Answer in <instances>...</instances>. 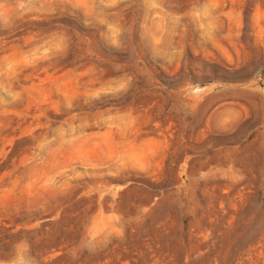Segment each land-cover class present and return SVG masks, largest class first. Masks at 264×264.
I'll return each instance as SVG.
<instances>
[{
    "label": "rangeland",
    "instance_id": "374dc122",
    "mask_svg": "<svg viewBox=\"0 0 264 264\" xmlns=\"http://www.w3.org/2000/svg\"><path fill=\"white\" fill-rule=\"evenodd\" d=\"M0 264H264V0H0Z\"/></svg>",
    "mask_w": 264,
    "mask_h": 264
}]
</instances>
